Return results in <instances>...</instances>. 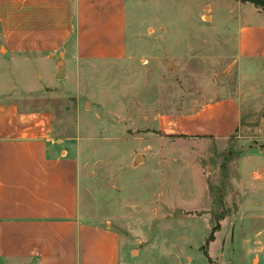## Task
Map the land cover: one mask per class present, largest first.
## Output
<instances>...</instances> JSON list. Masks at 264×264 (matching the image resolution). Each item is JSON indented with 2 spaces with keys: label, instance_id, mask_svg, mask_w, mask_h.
Wrapping results in <instances>:
<instances>
[{
  "label": "rangeland",
  "instance_id": "1",
  "mask_svg": "<svg viewBox=\"0 0 264 264\" xmlns=\"http://www.w3.org/2000/svg\"><path fill=\"white\" fill-rule=\"evenodd\" d=\"M261 11L242 0H126L130 58L91 59L64 80L47 81L48 93L27 98L51 107L61 136L85 138L86 210L143 247L141 257L160 264H264V60H236L235 48L238 21L261 23L264 17L251 14ZM242 12L248 13L240 19ZM32 67L48 69L42 62ZM225 96L241 104L230 137L161 131L182 105L190 111ZM203 212L212 225L227 216L212 240ZM172 214L189 216L170 220Z\"/></svg>",
  "mask_w": 264,
  "mask_h": 264
},
{
  "label": "crops",
  "instance_id": "2",
  "mask_svg": "<svg viewBox=\"0 0 264 264\" xmlns=\"http://www.w3.org/2000/svg\"><path fill=\"white\" fill-rule=\"evenodd\" d=\"M125 6L126 0H0V264H160L156 258L141 257L144 248L133 247L111 223L88 214L80 189L85 138L61 136L51 107L27 101L48 93L47 81L53 77L64 80L69 71H81L91 59L130 58ZM251 14L264 17V11ZM237 28L236 60H264V21L248 25L238 21ZM35 62L48 69L33 68ZM181 107L169 113L173 120L165 123L169 126L161 130L164 134L225 139L240 123L236 97L216 98L190 111ZM201 215L211 231L227 218L212 225L210 214ZM183 216L172 214L169 219ZM226 244L223 238L222 255ZM202 247L197 242L196 248ZM231 254L234 257L232 249Z\"/></svg>",
  "mask_w": 264,
  "mask_h": 264
},
{
  "label": "trees",
  "instance_id": "3",
  "mask_svg": "<svg viewBox=\"0 0 264 264\" xmlns=\"http://www.w3.org/2000/svg\"><path fill=\"white\" fill-rule=\"evenodd\" d=\"M242 1H250L251 3L255 4V6H259L261 7L263 10H264V0H242ZM219 227V224L217 223L213 228H212V231L208 237V240H212L213 239V232ZM210 261V259H209ZM210 263H212L210 261Z\"/></svg>",
  "mask_w": 264,
  "mask_h": 264
},
{
  "label": "water",
  "instance_id": "4",
  "mask_svg": "<svg viewBox=\"0 0 264 264\" xmlns=\"http://www.w3.org/2000/svg\"><path fill=\"white\" fill-rule=\"evenodd\" d=\"M59 71H62V67L59 68ZM57 77H58V78H61L62 75H57ZM138 159H139V155H137V156L135 157V161H138Z\"/></svg>",
  "mask_w": 264,
  "mask_h": 264
}]
</instances>
